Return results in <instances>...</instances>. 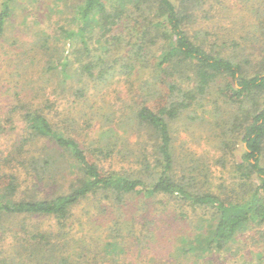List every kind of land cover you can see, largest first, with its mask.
Segmentation results:
<instances>
[{"label": "trees", "instance_id": "16d2710c", "mask_svg": "<svg viewBox=\"0 0 264 264\" xmlns=\"http://www.w3.org/2000/svg\"><path fill=\"white\" fill-rule=\"evenodd\" d=\"M18 1L1 0L0 48ZM207 2L52 1L59 17L53 32L39 30L38 49L47 56L41 72L50 75L55 89L82 98L91 82L107 81L119 71H149L127 114L130 130L143 140L132 148L129 137L107 125L83 145L74 134V119L54 122L44 112L53 105L49 98L44 107L18 99L12 109L21 113L26 136L0 162V264L93 263L101 245L95 256H87L86 246L72 247L66 230L86 201L97 209L106 203L118 213H127L133 200L140 209L152 208V214L163 215L170 205L172 218L191 220L199 230L192 242L184 237V264H210L212 256L232 249L238 251L232 264L239 262L246 244L235 245L248 228L264 251V23L253 51L236 41L210 42L202 30H190ZM181 120L188 127L208 126L218 141L221 156L215 162L222 169L241 147L229 177L213 182L209 153H177L174 130ZM13 122L7 117L0 131ZM115 157L132 165L120 170L101 165ZM40 217L53 218L58 228L31 227ZM10 221L21 223L25 232L7 249L1 243ZM134 221L136 215L126 218L128 230ZM111 232L118 236L117 222Z\"/></svg>", "mask_w": 264, "mask_h": 264}, {"label": "rangeland", "instance_id": "374dc122", "mask_svg": "<svg viewBox=\"0 0 264 264\" xmlns=\"http://www.w3.org/2000/svg\"><path fill=\"white\" fill-rule=\"evenodd\" d=\"M52 1L19 0L16 10H13L6 23L0 48V124L9 116H13L14 122L8 131H0V162L12 145L26 136V125L21 113L12 109L18 99L25 102L34 101L44 107L46 98H49L53 105L48 103L49 107H44V112L54 122L63 117L74 119V134L83 145L90 144L100 136L104 127L112 125L120 137H129L130 146L138 149L143 138H139L130 130L127 114L138 97L134 91L149 78V71H135L132 74L119 71L107 81L91 82L82 98L55 89V82L50 79V75L41 72L42 63L47 56L38 49L42 34L39 30L48 28V32H53L59 17V14L51 9ZM197 15L198 18L190 24L192 34L202 30V35L210 42H226L230 45L236 41L248 51H253L255 46L260 45L261 30L258 27L264 23V0H208L200 7ZM40 86H44V89L40 90ZM37 90H40L41 94L35 93ZM174 136L178 154L185 149L210 154L212 180L215 184L229 177L233 164L240 159L241 147L234 154L227 156V168L222 169L221 165L215 162L216 158L221 156L216 147L218 141L205 124L195 123L188 127L185 120H181L176 123ZM101 165L120 170L132 164L115 157L101 161ZM21 181L28 184L26 174L23 173ZM135 202L137 201L131 202L127 213H118L106 203L102 209H97L92 202H83L75 209V217L70 220L69 228L66 229L68 239L73 242L72 247L79 246L78 249L82 251V247L86 246L87 256L91 254L93 257L101 245V255L90 264H184L185 257L180 254V250L185 243L184 237L187 236L191 242L195 240L199 232L196 231V225L191 220L172 218L170 205L168 211L161 215L162 213L152 214V208L140 209L133 204ZM133 215H136V221L130 223V228H133L128 230L126 218L131 220ZM115 222L117 229H120L118 236L111 232ZM30 224L31 227L43 230L58 228L56 221L48 217L35 218ZM23 228L21 223L10 221L1 245L11 249L16 237L24 236ZM239 235L240 243L235 247L244 243L246 248L242 251L245 258L239 256L237 263L246 260L243 264H264V251L255 242V230L248 228ZM237 252V249L236 252L232 249L231 252L216 254L211 257L210 264H232ZM259 252L262 253V258Z\"/></svg>", "mask_w": 264, "mask_h": 264}]
</instances>
